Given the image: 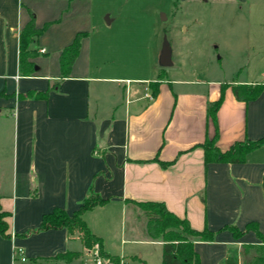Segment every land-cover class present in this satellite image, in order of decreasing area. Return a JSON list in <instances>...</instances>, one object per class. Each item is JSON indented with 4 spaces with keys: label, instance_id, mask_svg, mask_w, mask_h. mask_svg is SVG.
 <instances>
[{
    "label": "crops",
    "instance_id": "obj_1",
    "mask_svg": "<svg viewBox=\"0 0 264 264\" xmlns=\"http://www.w3.org/2000/svg\"><path fill=\"white\" fill-rule=\"evenodd\" d=\"M187 1L0 0V206L11 213L10 237L0 235V264H94L96 246L87 249L81 232L37 230L43 214L59 207L71 215L90 190L106 202L84 212L83 220L101 238L104 254L127 263L132 255L108 249L91 224L93 213L111 206L126 213L133 201L163 202L192 228L215 232L212 241H194L200 264L202 249L209 250L205 264H220L231 245L261 241L248 225L264 236V148L249 151L243 163H205L201 144L216 132L221 151L263 137L264 91L246 103L231 85L264 81L172 77L185 53L169 36L176 35L178 6ZM214 1L223 2L203 0ZM29 10L36 27L51 23L30 44L35 71L21 75L19 34ZM78 32L86 33L79 53L69 76L60 77V53ZM165 40L171 63L162 67ZM222 84L229 86L213 121L208 105ZM39 92L47 94L36 97ZM229 226L242 234L234 236ZM129 230L131 239H125L127 226L122 229L124 243L162 249L133 222ZM65 252L79 255L51 258Z\"/></svg>",
    "mask_w": 264,
    "mask_h": 264
},
{
    "label": "rangeland",
    "instance_id": "obj_2",
    "mask_svg": "<svg viewBox=\"0 0 264 264\" xmlns=\"http://www.w3.org/2000/svg\"><path fill=\"white\" fill-rule=\"evenodd\" d=\"M222 1L206 4L203 0H190L179 4L176 35L171 34L169 38L178 51L185 54L181 67L174 71V79L234 81L248 78L264 81V0H249L242 4L233 0ZM216 3L219 4L218 8L215 7L218 5ZM192 46L194 48L189 49ZM192 54L194 57H190ZM174 86L178 89L181 87L178 84ZM4 186V192H7L8 183ZM128 210L125 213L111 206L93 213L90 221L103 234L102 238L112 253L125 251L132 255V258L127 257L128 264H144V261L147 264H161L160 246L122 241L125 225V239H131L128 229L132 222L143 237L150 238L147 233L148 218L144 211L133 203L128 204ZM130 212L133 213L132 218ZM78 232L73 228L70 234L78 235ZM193 239L197 240L198 237ZM198 249L202 251L201 255L209 256V250L206 252L205 249L204 252L201 246ZM138 251L144 253L143 258L138 256ZM252 254V250L243 254L241 246L231 245L220 264H226L228 260L234 264H244ZM115 257L118 261L122 258ZM206 258L202 264L207 262ZM29 262L27 259L25 264Z\"/></svg>",
    "mask_w": 264,
    "mask_h": 264
},
{
    "label": "trees",
    "instance_id": "obj_3",
    "mask_svg": "<svg viewBox=\"0 0 264 264\" xmlns=\"http://www.w3.org/2000/svg\"><path fill=\"white\" fill-rule=\"evenodd\" d=\"M29 12V20L22 27L19 34V72L21 75H30L35 71L36 65L30 61L29 58L34 57V52L30 50V44L33 38L39 36L44 32L51 22H45L42 27H36L35 15L32 11ZM86 35L85 32H78L72 42L67 45L60 53V77H67L70 74L72 63L77 57L80 49L81 39ZM158 84V82H155ZM229 84H222L221 93L217 100L208 105V116L215 121L216 112L220 107L225 88ZM232 92L234 97L239 101L248 102L256 99L262 91H264V83L252 84H232ZM47 93H35L36 97H45ZM217 132L212 138H206L201 144L204 152L205 163L209 162H229V163H243L246 154L259 147L264 148V136L251 140L245 138L241 141H236L230 147L221 151L216 146ZM170 163V162H169ZM168 164V163H163ZM262 187L264 190V176L262 180ZM106 199H103L93 190H90L89 196L82 202L77 210L69 215L63 208L55 207L52 211L42 215L40 224L37 230L59 229L67 228L68 233L71 229H77L81 232V238L85 247L90 248L95 244L99 246V254L109 258L112 262L118 263L115 256L106 255L101 250V238L92 234L83 220V213L91 210L95 206L104 205ZM134 205L141 208L148 218L147 233L152 240L162 242L161 264H200V256L194 248L193 237H198L201 241H212L214 233L204 228L196 230L192 228L186 218H180L173 212L169 211L165 204L160 201H133ZM11 215L0 206V235L4 238H9L8 221L7 218ZM255 230L256 236L261 240L259 243H245L241 245L242 253L246 254L248 251H253L251 258L244 264H264V236L256 229L255 224H249V227ZM229 229L237 237L242 234L241 231L236 230L232 226ZM79 253L65 252L58 253L52 256V259L69 260L77 257ZM226 264H234L228 260Z\"/></svg>",
    "mask_w": 264,
    "mask_h": 264
},
{
    "label": "built area",
    "instance_id": "obj_4",
    "mask_svg": "<svg viewBox=\"0 0 264 264\" xmlns=\"http://www.w3.org/2000/svg\"><path fill=\"white\" fill-rule=\"evenodd\" d=\"M95 246H96V251L93 257L94 264H114L109 258L101 256L99 254V250L97 249L99 247L98 244H95ZM18 253L23 254L21 249H18ZM21 259L24 260L25 257L22 256ZM117 264H128V263L125 261V259L120 258Z\"/></svg>",
    "mask_w": 264,
    "mask_h": 264
},
{
    "label": "water",
    "instance_id": "obj_5",
    "mask_svg": "<svg viewBox=\"0 0 264 264\" xmlns=\"http://www.w3.org/2000/svg\"><path fill=\"white\" fill-rule=\"evenodd\" d=\"M160 66L165 67L170 65V45L167 40L163 42L162 49L158 58Z\"/></svg>",
    "mask_w": 264,
    "mask_h": 264
}]
</instances>
